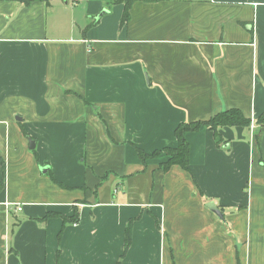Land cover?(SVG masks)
Wrapping results in <instances>:
<instances>
[{
  "label": "crops",
  "instance_id": "0c3cea01",
  "mask_svg": "<svg viewBox=\"0 0 264 264\" xmlns=\"http://www.w3.org/2000/svg\"><path fill=\"white\" fill-rule=\"evenodd\" d=\"M24 1L0 0V264H264V0H133L123 26ZM230 108L249 126L186 132L188 170L139 158Z\"/></svg>",
  "mask_w": 264,
  "mask_h": 264
},
{
  "label": "trees",
  "instance_id": "16d2710c",
  "mask_svg": "<svg viewBox=\"0 0 264 264\" xmlns=\"http://www.w3.org/2000/svg\"><path fill=\"white\" fill-rule=\"evenodd\" d=\"M32 0H25L24 3L28 4ZM46 4H49L50 0H43ZM133 0H113V3H122L123 11L120 17V26L126 24L129 19V10L132 5ZM97 22V19H92L90 23L85 27L86 31L90 26L94 25ZM256 123L264 126V109L257 116ZM250 119L245 117L241 110L237 108H230L224 111L217 112L210 118L206 120H196L182 122L177 125L174 130V135L176 137V144L174 146H165L161 149H156L151 153H147L142 149H137V153L142 163L145 164L147 159L158 157L161 154H164L165 159L160 161L159 168L162 171H167L172 165H179L180 167L188 170L189 162V143L185 137L186 132H193L200 129L202 126L208 127L214 134L216 144L224 142L222 136L219 134L218 129L225 126H249ZM71 220L74 217L70 218ZM130 228H126L125 231V249L130 244Z\"/></svg>",
  "mask_w": 264,
  "mask_h": 264
},
{
  "label": "water",
  "instance_id": "95a60500",
  "mask_svg": "<svg viewBox=\"0 0 264 264\" xmlns=\"http://www.w3.org/2000/svg\"><path fill=\"white\" fill-rule=\"evenodd\" d=\"M104 13V10L99 14V16L100 15H102ZM29 141V148H34V146H35V143H34V141L33 140H31V139H29L28 140ZM207 207L212 211V212H214L216 215H218V216H221L222 214H221V212L219 211V209L216 207V205H214V203H208L207 204Z\"/></svg>",
  "mask_w": 264,
  "mask_h": 264
},
{
  "label": "built area",
  "instance_id": "2783aa9c",
  "mask_svg": "<svg viewBox=\"0 0 264 264\" xmlns=\"http://www.w3.org/2000/svg\"><path fill=\"white\" fill-rule=\"evenodd\" d=\"M17 210H21V207H18Z\"/></svg>",
  "mask_w": 264,
  "mask_h": 264
},
{
  "label": "rangeland",
  "instance_id": "374dc122",
  "mask_svg": "<svg viewBox=\"0 0 264 264\" xmlns=\"http://www.w3.org/2000/svg\"><path fill=\"white\" fill-rule=\"evenodd\" d=\"M102 12V11H101Z\"/></svg>",
  "mask_w": 264,
  "mask_h": 264
}]
</instances>
